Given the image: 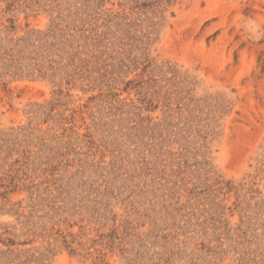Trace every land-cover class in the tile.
I'll list each match as a JSON object with an SVG mask.
<instances>
[{
  "label": "rangeland",
  "instance_id": "1",
  "mask_svg": "<svg viewBox=\"0 0 264 264\" xmlns=\"http://www.w3.org/2000/svg\"><path fill=\"white\" fill-rule=\"evenodd\" d=\"M0 264H264V0H0Z\"/></svg>",
  "mask_w": 264,
  "mask_h": 264
}]
</instances>
